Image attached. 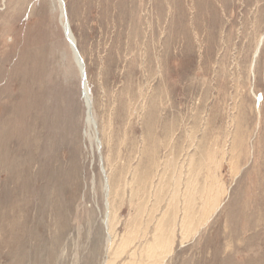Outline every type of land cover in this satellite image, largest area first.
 <instances>
[{
    "label": "rangeland",
    "instance_id": "374dc122",
    "mask_svg": "<svg viewBox=\"0 0 264 264\" xmlns=\"http://www.w3.org/2000/svg\"><path fill=\"white\" fill-rule=\"evenodd\" d=\"M65 2L94 129L57 1L0 0V264H124L158 223L165 264H264V0Z\"/></svg>",
    "mask_w": 264,
    "mask_h": 264
},
{
    "label": "bare ground",
    "instance_id": "6f19581e",
    "mask_svg": "<svg viewBox=\"0 0 264 264\" xmlns=\"http://www.w3.org/2000/svg\"><path fill=\"white\" fill-rule=\"evenodd\" d=\"M56 1L58 3L59 9H60V15H61L62 22H63V24L65 26H67L66 15H65V11L63 9V7H64L63 6V0H56ZM64 2H65V0H64ZM67 16H68V12H67ZM263 40H264V36L262 38V41ZM258 53H259V48L256 51L255 57L258 55ZM79 70H80L79 72H80V76H81L82 93H83L84 102H85V106H86V121H87V124L92 129H94L93 128V124H95V121L93 119V114L91 113V110L93 111V109H92V98H91V93H90L91 91L89 90V84H88L87 77H86V81H85L84 78H83V74L81 72L80 67H79ZM1 127H2V123L0 122V173H1V170L3 168L4 169H8V171H10L9 163L12 164L11 161L9 162V159H8V156H7V152H8V148L7 147H8V144H9L8 143V139L6 138V140L4 141L5 142L4 145L2 143V132H1L2 129H1ZM87 135H88V133L86 131V136ZM2 146L5 147L4 156H3L2 152H1V147ZM10 153H12V152H10ZM105 186H106V192H107L106 193V211L107 212H106V216H105V221L104 222L109 227L110 223H112L111 222V215H112L111 211L112 210H111V202H110V199H109V197L111 195L110 191H111V187L112 186H110V183H109L108 179L106 180V185ZM187 202H189V201H187ZM189 203L187 204V206H189ZM191 208H192V206H191ZM184 209H185V207H184ZM188 212L189 211H187V210L184 211L185 215H184L183 222L181 223L184 228L189 224V220H188L189 219V213ZM162 219H160V221ZM164 222H165V220H164ZM192 224H194V223H192ZM164 225H166V224H164ZM112 227H110V228H112ZM165 229L166 228H164L162 223H158L155 235L153 234L154 235L153 241H151V242L147 241V243L143 246L142 250L140 251V255H139L138 248H136L135 250H132L133 252H131V256H132L131 260L125 262L124 264H165L169 254L171 253V250H172V242L170 240V238H171L170 235L171 234L168 233L169 231L166 232ZM138 230H135V232H132V234L129 235V237H127L125 239L123 238L124 240L122 242V246L119 248L121 252H118V254L124 253V251H126L128 248H130L135 243V240L137 239V237L139 238V236L137 235V234H139ZM185 231H187V229H185ZM139 248H141V247H139ZM107 264H114V262L113 261L112 262H107Z\"/></svg>",
    "mask_w": 264,
    "mask_h": 264
},
{
    "label": "water",
    "instance_id": "95a60500",
    "mask_svg": "<svg viewBox=\"0 0 264 264\" xmlns=\"http://www.w3.org/2000/svg\"><path fill=\"white\" fill-rule=\"evenodd\" d=\"M63 6H64L63 9L65 11V15H66L67 26H65L63 24L62 19H61V15H60L61 24H62V27L64 29L65 37H66V39L70 45L71 51L73 53L75 63H76L78 68L80 67L81 72L83 74V78L86 81V77H87L86 63H85V60L83 59V55H82L81 51L79 50L77 39H76L75 34L73 32L72 26L70 24V20L67 16V8H66V3L64 2V0H63ZM92 112L93 111L91 110V113ZM93 116H94V114H93ZM94 119H95V124L97 125L95 116H94Z\"/></svg>",
    "mask_w": 264,
    "mask_h": 264
}]
</instances>
